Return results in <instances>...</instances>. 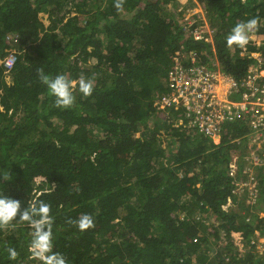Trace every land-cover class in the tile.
Returning a JSON list of instances; mask_svg holds the SVG:
<instances>
[{
  "label": "trees",
  "instance_id": "16d2710c",
  "mask_svg": "<svg viewBox=\"0 0 264 264\" xmlns=\"http://www.w3.org/2000/svg\"><path fill=\"white\" fill-rule=\"evenodd\" d=\"M196 1L214 45L201 19L185 20L186 0H126L123 11L114 0H0V61L18 51L9 79L0 64V197L50 205L53 252L67 264H242L226 255L234 245L248 248L246 264H264L255 252L264 165L256 200L240 192L251 151L264 158V127L241 113L209 136L182 101L163 104L171 74L194 61L237 82L251 75L253 55L264 61V0ZM253 17L247 46L228 47L233 27ZM38 68L76 81L73 107H55ZM81 75L95 80L89 97ZM85 213L95 228L67 223ZM33 232L19 218L0 229V264H43L29 248Z\"/></svg>",
  "mask_w": 264,
  "mask_h": 264
},
{
  "label": "built area",
  "instance_id": "2783aa9c",
  "mask_svg": "<svg viewBox=\"0 0 264 264\" xmlns=\"http://www.w3.org/2000/svg\"><path fill=\"white\" fill-rule=\"evenodd\" d=\"M196 36L202 37L199 34ZM17 61L16 50L10 51L1 61L7 76ZM194 63L186 71L182 69L171 74L175 89L171 95L163 98V104L182 101L187 116L193 118V125L209 136H217L222 122L235 121L241 113L250 114V117L256 115L253 120L255 129L264 127V78L257 72L264 71V68L253 69L250 76L237 82L221 71L209 70ZM259 64L264 66V61L259 59ZM234 95L241 98L235 99ZM257 137L264 143V130Z\"/></svg>",
  "mask_w": 264,
  "mask_h": 264
},
{
  "label": "clouds",
  "instance_id": "9594fccd",
  "mask_svg": "<svg viewBox=\"0 0 264 264\" xmlns=\"http://www.w3.org/2000/svg\"><path fill=\"white\" fill-rule=\"evenodd\" d=\"M125 3L126 0H114L113 6L117 11H123ZM206 21L207 19L203 22ZM259 24L260 21L258 17H253L246 22L237 23L226 38L228 47L236 45L240 48H245L249 43V34L258 30ZM259 59H257L258 63L256 66H259L257 69H262L264 66L259 64ZM37 76L39 81L46 85L51 94L55 97V107L67 109L74 106L76 100L74 95L76 81L69 80L64 74L51 77L45 73L43 68L37 69ZM94 87V78H86L83 75L80 76L78 89L84 97L91 96ZM36 217L39 218L37 219ZM17 218L22 222H27V224L34 229L33 238L29 246L33 258L41 260L43 264H67L66 258L61 253L53 252L52 224L54 219L51 215V206L48 203L40 201L38 207L36 204H33L28 208H22L19 200L11 199L7 196L0 197V229L7 228L11 225L12 221ZM67 223L74 225L81 232L95 228L94 218L91 214L87 213L82 214L77 220L69 219ZM254 243L255 244L252 242V245H256V242ZM234 250L236 252L235 254L240 257L248 248L240 245L238 248L235 247ZM7 251L9 253V259L15 260L17 258L18 253L14 248H9Z\"/></svg>",
  "mask_w": 264,
  "mask_h": 264
},
{
  "label": "rangeland",
  "instance_id": "374dc122",
  "mask_svg": "<svg viewBox=\"0 0 264 264\" xmlns=\"http://www.w3.org/2000/svg\"><path fill=\"white\" fill-rule=\"evenodd\" d=\"M185 20H188V19H191V18H199L201 19L202 21H204L206 19V16L204 14V10L202 8V5H200L199 2H197L196 0H186L185 2ZM187 10V11H186ZM41 18H42V21L48 25V16L45 15V14H42L41 15ZM201 30L204 31L203 35L204 34H207L208 36V39H206L207 43H212L213 45L215 44L214 42V33H215V30L212 29L211 25L208 24V22H204V25L201 26ZM198 33L199 35L202 34V33H199V32H196ZM212 45V46H213ZM213 50L214 52H216V49H215V46H213ZM216 54V53H215ZM253 57L255 59H259L262 57L261 54H254ZM188 60V59H187ZM217 62V61H216ZM1 64V62H0ZM217 67L220 68V65L218 63H216ZM259 66H256L254 67L255 69H257ZM258 74L259 76H262L264 78V71H258ZM256 73V72H255ZM7 79H9V76H7ZM234 98L235 99H240L239 97H237V95H234ZM256 116V115H254ZM254 116H251L250 118H252L254 120ZM256 119V118H255ZM160 135H162V147L163 148H166L167 145H168V141L171 142L170 138H165L166 136V132L165 130H161L160 132ZM168 140V141H167ZM250 145L252 146V143H250ZM260 151H263L264 150V144L263 146L260 147L259 149ZM264 165V158H261L258 151H256L255 149H253L250 153V156H248L247 158V165H246V172L248 174L247 176V179L244 181V183H242V189H240V192L242 193L243 191L249 193L250 197L252 198V200H256V196H257V190H255L256 188V177H257V174H258V171L260 169V167H262ZM234 207V206H233ZM232 207V208H233ZM122 213L124 214L125 211L124 210H121ZM184 216V215H183ZM261 217H264V213L262 212L261 213ZM182 218V217H181ZM257 234V237L259 238H264L262 237V235L260 234V232H256ZM226 245V244H225ZM236 248L240 247L239 245H234ZM218 249V248H217ZM257 252L259 255L261 256H264V239H259V241L257 242V249H256ZM224 251V250H223ZM226 252V251H224ZM236 252L235 250H231L229 251L228 253L226 252V255H234ZM215 256V254H214ZM214 256H212V258H214ZM222 257H224L223 253H222ZM237 259L240 260V262H242V264H246L245 261H247V255H246V252H243L242 255L239 257L237 256L236 257Z\"/></svg>",
  "mask_w": 264,
  "mask_h": 264
}]
</instances>
